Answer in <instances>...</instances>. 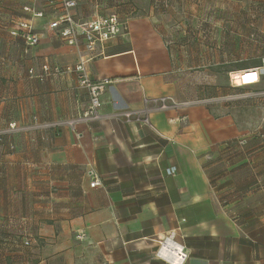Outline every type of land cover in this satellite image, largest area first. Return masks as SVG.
<instances>
[{"label":"crops","instance_id":"obj_1","mask_svg":"<svg viewBox=\"0 0 264 264\" xmlns=\"http://www.w3.org/2000/svg\"><path fill=\"white\" fill-rule=\"evenodd\" d=\"M76 1L80 20L130 5L135 13L129 32L86 66L93 79L111 81L101 121L0 144V264H173L175 256L156 255L164 240L184 248V264H264V141L230 158L224 145L248 129L228 105L154 112L152 127L110 116L145 99H207L216 84L229 98L224 86L240 87L229 74L264 57V0H169L167 9L156 0ZM60 13L47 0H0V128L87 112V89L66 72L77 48L54 31L31 49L10 35L18 20L42 31ZM246 74L240 79L253 80ZM91 172L100 187L91 188Z\"/></svg>","mask_w":264,"mask_h":264},{"label":"built area","instance_id":"obj_2","mask_svg":"<svg viewBox=\"0 0 264 264\" xmlns=\"http://www.w3.org/2000/svg\"><path fill=\"white\" fill-rule=\"evenodd\" d=\"M51 9L61 10L60 16L48 23L42 31H37L34 25L27 20H18L16 27L10 31V35L18 37L23 40L25 47L30 48L37 46L43 37L46 36L48 31H54L58 33V36L63 39L69 46L75 47L79 53V60L73 68H67L66 72H75L78 74V82L80 86L87 89L90 97L87 112L78 116L76 119H64L48 121L43 123L34 117L32 124L29 125H17L16 123H9L4 128H0V144H3L5 139L15 135L19 132H29L34 130L49 131L60 129L65 126L74 127L79 122H93L101 121L104 118L102 114V93L106 89V86L111 83L110 80H95L93 79L86 67L92 60L104 57L106 54V48L109 43L120 38L121 35H125L129 32V24L127 19L120 15L113 13L111 15L96 14L90 20H80L76 18L73 11L77 6L76 0H47ZM59 7V8H58ZM25 11L32 12L33 10L26 8ZM36 17H43L41 13L35 14ZM262 64L259 67L241 70L234 72L230 75L234 81H238L240 87L254 88L264 82V58L261 60ZM45 73H49L51 68L44 66ZM61 69L55 67V73H61ZM247 72L245 76H254V79L249 83L240 80V73ZM34 76V71H31V76ZM233 75V77L231 76ZM254 95L264 96V90L254 92ZM238 99V96H229L227 99ZM222 99H195V101H183L176 102L172 97H157L151 99H145L143 106L139 109H122L114 112L110 116L119 121H123L128 124H142L152 127L150 124V115L154 112H166L170 110H181L182 108L193 107L195 105H209L214 101ZM236 144V150L241 151L246 145L248 140L240 138V140H234ZM231 142V141H230ZM228 143V142H227ZM226 145V144H225ZM224 145V146H225ZM231 149V148H230ZM231 152H234L232 149ZM176 169H171L170 173L175 174ZM91 188L95 189L101 186L100 175L96 172H91ZM260 187L264 186L262 181H259ZM168 240L161 241L156 255L161 252H166L168 255L176 257V262L173 264H184L189 257L187 252H184V248L174 250L169 248Z\"/></svg>","mask_w":264,"mask_h":264},{"label":"rangeland","instance_id":"obj_3","mask_svg":"<svg viewBox=\"0 0 264 264\" xmlns=\"http://www.w3.org/2000/svg\"><path fill=\"white\" fill-rule=\"evenodd\" d=\"M115 4H113L114 7ZM117 7H119L117 5ZM92 8V7H91ZM94 9L92 8L90 11L92 12ZM93 13V12H92ZM113 13L118 14L117 12H106L105 15H111ZM210 24H204L202 25L203 31L204 29L208 28ZM227 23L222 24V27H227ZM225 31V30H224ZM262 55V54H261ZM213 74H218L213 71ZM221 74V77L227 78V84H229V78L227 76V72L219 73ZM220 77V78H221ZM222 79V78H221ZM223 83V82H222ZM219 86L213 85L209 86V89L206 91L207 93V99L210 98H224L226 96H222L221 94L216 91ZM222 88V87H221ZM225 89L230 90L229 92L230 96H238L237 99H227L224 98L220 101L219 104L221 105H228L231 109V112L235 113L236 118L242 122L243 126L248 129V133L244 135L243 139H247L248 141L252 140V137H255V134H262L263 133V126H264V96H258L254 95V92H256L255 87L254 88H245V87H239L238 89L231 88L229 85L224 86ZM222 88V89H224ZM261 91V90H259ZM224 92H226L224 90Z\"/></svg>","mask_w":264,"mask_h":264},{"label":"trees","instance_id":"obj_4","mask_svg":"<svg viewBox=\"0 0 264 264\" xmlns=\"http://www.w3.org/2000/svg\"><path fill=\"white\" fill-rule=\"evenodd\" d=\"M156 1H157L158 5L161 6L163 9H164V8L167 9L168 7H170V6H169V5H170L169 0H156ZM127 7H128V6H127ZM128 8H129V9H128L127 12H124V11H123V12H120V11L117 12L118 15H120L121 17H123V18H125V19L132 17V16L134 15V13H135V7H134V5H130ZM263 58H264V57H263ZM263 58H261V60H262ZM261 60H260V62H258V63H260L259 65L262 64ZM247 70H248V69H247ZM255 138H258V139L264 141V135H262V134H258V135L255 134V137H252V139H255ZM249 142H250V141L247 142V145H246L241 151L236 150V147L234 146V145L236 144V141L228 142V143H226V145H225V147H224V151H227L228 154L231 155L230 158H233V157L239 156V155L243 154V152H244L243 150L248 146ZM230 148H231L234 152H231V151H230V150H231ZM261 181L264 183V179L261 180ZM258 183H259V181H258Z\"/></svg>","mask_w":264,"mask_h":264},{"label":"bare ground","instance_id":"obj_5","mask_svg":"<svg viewBox=\"0 0 264 264\" xmlns=\"http://www.w3.org/2000/svg\"><path fill=\"white\" fill-rule=\"evenodd\" d=\"M254 77V76H253ZM254 79V78H253ZM242 82L244 81V80H242V79H240ZM251 80H249V81H246L247 83H249ZM172 256V255H171Z\"/></svg>","mask_w":264,"mask_h":264}]
</instances>
